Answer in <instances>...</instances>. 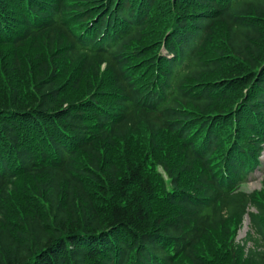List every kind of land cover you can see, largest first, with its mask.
Returning <instances> with one entry per match:
<instances>
[{
	"label": "trees",
	"instance_id": "obj_1",
	"mask_svg": "<svg viewBox=\"0 0 264 264\" xmlns=\"http://www.w3.org/2000/svg\"><path fill=\"white\" fill-rule=\"evenodd\" d=\"M263 150L264 0H0V264H264Z\"/></svg>",
	"mask_w": 264,
	"mask_h": 264
},
{
	"label": "rangeland",
	"instance_id": "obj_2",
	"mask_svg": "<svg viewBox=\"0 0 264 264\" xmlns=\"http://www.w3.org/2000/svg\"><path fill=\"white\" fill-rule=\"evenodd\" d=\"M104 81V80H102ZM258 166L253 172L249 175L247 181H244L240 184V187L245 190H256L261 191L263 187V178H264V150L258 156ZM249 228V218L247 215L243 218L241 224L237 227L234 234L235 241H240L245 235L247 229Z\"/></svg>",
	"mask_w": 264,
	"mask_h": 264
}]
</instances>
